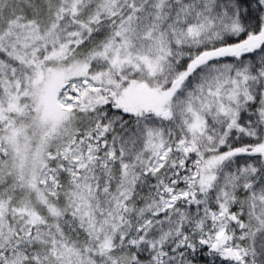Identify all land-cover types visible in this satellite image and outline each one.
Here are the masks:
<instances>
[{"label":"snow or ice","instance_id":"1","mask_svg":"<svg viewBox=\"0 0 264 264\" xmlns=\"http://www.w3.org/2000/svg\"><path fill=\"white\" fill-rule=\"evenodd\" d=\"M0 264H264V0H0Z\"/></svg>","mask_w":264,"mask_h":264}]
</instances>
